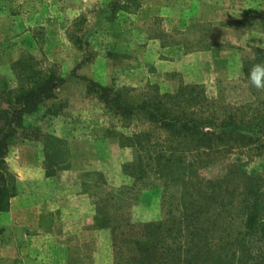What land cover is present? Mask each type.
<instances>
[{
    "label": "rangeland",
    "instance_id": "rangeland-1",
    "mask_svg": "<svg viewBox=\"0 0 264 264\" xmlns=\"http://www.w3.org/2000/svg\"><path fill=\"white\" fill-rule=\"evenodd\" d=\"M258 63L264 0H0V112L20 109L16 97L34 79L55 83L8 132L4 162L16 194L0 213V264H264V209L245 245L219 263L218 232L202 219L192 221L200 235L183 225L181 235L160 237L159 222L180 217L179 190L153 175L133 180L136 150L120 144L150 129L155 102L168 118L199 117L188 115L194 106L252 121V146L222 150L198 175L214 180L236 166L259 181L264 206V136L255 125L264 129V89L248 78ZM155 134L156 143L177 138ZM231 136L223 135L228 147ZM126 223L155 227L139 238Z\"/></svg>",
    "mask_w": 264,
    "mask_h": 264
},
{
    "label": "trees",
    "instance_id": "trees-1",
    "mask_svg": "<svg viewBox=\"0 0 264 264\" xmlns=\"http://www.w3.org/2000/svg\"><path fill=\"white\" fill-rule=\"evenodd\" d=\"M29 86V88L22 89L17 95L18 98L16 97L20 109H15L8 118L0 112V213L8 210L9 202L16 194L15 177L4 162L8 132L13 131L20 112H26L32 104L50 98L55 83L52 78L42 76L34 79ZM184 96L185 92L180 91L177 95H170L167 98L172 103ZM186 100L188 101L189 98ZM192 100L190 102H193ZM151 106L152 109L147 111L150 129L146 133L122 136L120 139L121 145L134 148L137 153L134 165L138 168L132 165L128 175L133 180L153 175L163 183L166 190L170 187L177 188L179 196L178 200L176 199L175 209L179 210L180 217L174 218V213H172L174 205L170 201L167 214H172L168 219L159 222V226L164 230L159 236L171 237L174 232V235H181L183 225L187 229L194 230L195 235H200L201 233L192 225V221L202 219L208 224L207 231L212 234L218 232L214 246L219 249L213 251L215 253L213 259L219 263L234 255L232 247L235 245L243 247L257 227L261 210L264 209L260 200L259 181L246 175L236 166L227 168L221 177L214 180L199 179L198 171L200 167L208 164L215 154L223 155L222 150L229 151L232 148L247 147L248 144L252 146L254 139L249 132H253L251 127L253 122L236 120L232 114L222 119L216 116L208 117L206 113H201L199 108L195 111L194 106H191L193 109L188 115L193 116L200 113L199 117L168 118L165 116L166 111L162 109L164 103L155 102ZM120 108L129 112L127 108ZM216 119L219 120L216 121ZM255 125L260 136L261 134L264 136L262 124L255 123ZM207 127L217 128L218 131H214L217 136L204 132ZM164 129L177 135V138L169 137L168 139L171 140L168 141V139L159 137L156 143L158 135L155 133ZM223 135H232L229 137L232 142L231 147H228ZM245 140L247 143H242ZM241 143L242 145H239ZM201 185H204L203 188ZM169 220L172 221V225L164 229ZM221 220L223 224L220 223ZM124 226L129 229L130 236L139 235V238L143 232L155 227L152 223L146 225L126 223ZM124 226L120 225V228L124 229ZM159 226H156L157 233L160 232ZM176 230L179 231L176 232ZM119 235L123 236V233L117 230L115 236Z\"/></svg>",
    "mask_w": 264,
    "mask_h": 264
},
{
    "label": "clouds",
    "instance_id": "clouds-1",
    "mask_svg": "<svg viewBox=\"0 0 264 264\" xmlns=\"http://www.w3.org/2000/svg\"><path fill=\"white\" fill-rule=\"evenodd\" d=\"M251 85L257 89H264V63L255 64L248 73Z\"/></svg>",
    "mask_w": 264,
    "mask_h": 264
}]
</instances>
